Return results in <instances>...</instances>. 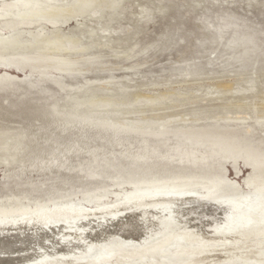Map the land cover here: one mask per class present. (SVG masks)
I'll return each mask as SVG.
<instances>
[{"label":"bare ground","instance_id":"bare-ground-1","mask_svg":"<svg viewBox=\"0 0 264 264\" xmlns=\"http://www.w3.org/2000/svg\"><path fill=\"white\" fill-rule=\"evenodd\" d=\"M126 1L128 10V7L132 6V0H0V64L26 61L32 71L44 73L47 78L45 81L37 78L28 79L27 73L17 75L16 72L3 69L0 71V93L35 91L39 94L46 81L68 88L67 96L65 94L67 108L61 110L58 102H53L46 106V115L51 116L54 123H59L62 131L72 128L76 131L77 128L74 126H81L85 127L84 129L90 127L112 138L123 135L142 137L141 143H145L142 146L143 153L135 156L140 160L148 158L153 160L151 154L158 153V146L149 150L147 137L167 141L170 139L169 135L175 136L178 140L183 136V143L179 141L175 148L173 146L174 149L171 147L173 154L157 155L160 161L163 158L167 162H178L182 172L178 169L177 173L169 176L154 175L149 179L132 182L128 181L130 178H126L128 180H124L133 185L131 192L90 190L87 192V198L101 200L116 195L119 199V203L115 205H108V201H104L101 204L97 203L92 209L77 205L43 207L40 205L42 202L28 205L21 197L9 196L4 204H0V251L10 255L19 252L20 245L36 243L47 231L54 233L55 230L66 229L67 223L70 222L76 225H71L73 228L67 230L75 233L69 235L70 232L64 230V234L67 235L65 238L60 234V241L57 244L64 246L62 252L53 248V252L44 253L39 257H55L57 259L54 264H70V260L73 262L76 258L82 257L90 252L91 248L116 241L114 247L107 248L108 252L98 254L100 257L96 256L94 260L99 264H102L100 262L103 260H105L103 264H141L137 260L148 254L151 257L148 264H264V228L254 229L255 225H260L258 222L260 223L264 217V137H257L256 134L259 131L264 135V109L242 102L192 109L189 112L183 111L182 115L179 113L155 115V112L162 110L156 109L163 106L160 105L163 100H168L167 95L145 99L137 94L131 97L128 88V92L124 87L113 89L115 81H91L79 87L73 84L76 87L74 88L60 77L62 73L76 76L82 72L89 73L93 68H101L100 65L103 63L101 59L104 56L102 57L98 50L112 49L110 37L112 34L116 36L115 25L119 23L118 19L125 9ZM71 20L77 21L76 24L65 30L64 26ZM89 21L94 26L90 25ZM230 25L229 23L224 25L218 30L219 34L229 30ZM99 32L106 36H101ZM233 35L228 47L233 51L240 47L245 54L243 58L248 57L247 55L254 50L251 51L249 47L252 46L251 39L244 35L239 37L236 30ZM135 46L122 52L123 55L120 52L119 56L129 57L128 54L136 50ZM243 64L245 65L244 61ZM56 73L59 78L49 76ZM234 84L240 85L238 82ZM244 86L246 87L241 89L211 84L204 90L199 86L200 89L183 91V103L174 102L164 110L181 106L184 108L192 104L195 101L192 97L197 93H203L205 97L214 95L213 93L220 95L221 88H225L223 93L254 95L257 81L246 80ZM142 99L147 102L145 107H139L143 104H139ZM66 100L64 99V102ZM147 112L154 115L145 116ZM130 116L138 117L133 119ZM250 120H254L252 122L255 123H250ZM179 122L183 123V127L175 126ZM83 128L80 133L83 132ZM28 132L29 129L24 127L11 128L0 125V165L4 164L7 167L5 171L7 180L19 177L16 172L25 167L24 157L27 150L30 151L33 136L29 135L31 136L29 138ZM81 138L83 139V136ZM157 140L155 141L158 142ZM72 144L67 146L68 148L65 146L68 154L75 150L76 145ZM63 149L62 154L61 150L49 152L52 158H47L50 159L47 163H58L59 154L63 156L65 151ZM40 150L28 153L32 168L45 162L40 156ZM138 159L136 161L140 162ZM227 163L236 166L237 174L242 172L240 165L248 167L249 175L244 177L248 190L243 189L240 181L224 174ZM122 183L118 182V187L123 186ZM59 218L67 221L62 220L63 223L55 224ZM93 222H97L96 227H92ZM172 225H181L182 228L169 235L168 230ZM207 228L209 236L204 233ZM176 239V244L172 245ZM150 244L151 246H148ZM139 246L143 249H138ZM36 257L37 254L34 258ZM64 260L67 261L63 262ZM0 261L3 264H10L11 259L5 256L0 257ZM31 261L20 264H28Z\"/></svg>","mask_w":264,"mask_h":264},{"label":"rangeland","instance_id":"rangeland-1","mask_svg":"<svg viewBox=\"0 0 264 264\" xmlns=\"http://www.w3.org/2000/svg\"><path fill=\"white\" fill-rule=\"evenodd\" d=\"M199 1L202 2L200 3ZM125 3V9L122 11L121 16L118 19L119 23L115 25V29L117 30V33H115L116 36L112 34L110 37L112 41V49L107 48V50L103 49V51L98 50L100 54L102 53V57L104 56L101 59L103 62L100 65L101 68H93L89 73L82 72L76 76H68L65 73H62V76L60 77L67 84L76 88V85L79 87L85 84V82H96L98 80L100 82L115 81V85H113L112 88L117 89V87H124L126 90L128 88L129 92L128 90L127 92L131 97L135 94L143 97V99L158 95H167L169 101L166 99L163 100L164 102L162 101V104H160L163 106H159L156 109H162L163 112L162 110H159L158 112H155V115H162L163 113H179L182 115L183 111L189 112L192 109L213 108L220 107L227 103L240 104L242 102L253 106L256 105V107L261 110L264 109V0H132L133 7L131 6L132 9L128 7V10L126 9L128 2L126 1ZM74 21L75 20H71L65 25L68 28L64 26V29L68 30L72 28L77 22ZM79 22H81V20H79ZM89 22L90 25L93 24L91 21ZM228 23L229 25L231 24L230 29H224L226 33L222 32V35L219 34L218 30ZM233 24L235 26H233ZM218 27L220 28L218 29ZM234 29L239 37H243L244 35L251 39L252 46L249 47H251V51L254 50L247 55L248 57L243 58L245 54H243L242 48L239 49L240 47H238L233 51L228 47L230 46V41L234 37ZM99 33L101 36H106L105 34L103 35L102 32ZM106 34L107 36L109 35L108 33ZM223 34L225 35L223 36ZM131 46L137 48L128 54L129 57H127V55L123 58L122 56H119L120 52L122 54V52ZM106 52H109L110 55H107L109 53ZM117 53L118 55H116ZM111 54H114L115 56ZM116 56H119L122 59L119 57H117L119 58L117 59ZM243 61L245 65L243 64ZM102 68L104 70H102ZM129 68L132 69L130 70ZM133 68H135V70ZM3 69L12 73L16 72L17 75H24V73H27L26 78L28 79L37 78L44 81L47 79L44 73L32 71L26 61H22L21 63L6 62L3 65L0 64V71ZM49 76L59 78L57 73L53 75L50 74ZM251 79L257 81L256 92L254 95H238L228 92L223 93L225 88H221L220 95L219 93H213L214 95L210 94L211 96L208 95L205 97L203 93H197L192 97L193 100H195L192 104L190 103L184 108L181 106L175 109L164 110L167 108L166 106H170L174 102L183 103V91H192L200 88L201 90H204L211 84L222 87L234 86L242 89L246 87L244 86V81ZM236 82L240 83L241 86H236L234 84ZM60 87L61 86H58L55 83L46 81L43 83L42 92L39 94L35 91H22L16 94L0 93V125L3 124L11 128L24 127L29 129L28 137L30 138L33 135L31 137L32 143H30L29 150L35 151L36 149L40 150L41 148L40 156L47 164L46 165L44 162L43 164H40L41 166H37L38 168L36 165L32 168L28 157L30 151L27 150L26 157H24L25 167L23 166L25 170L22 167L21 170L16 172L19 177L8 178L9 180L5 178L7 167L4 164H1V205L7 201L6 198L12 195L21 197L22 201L28 205L42 202L40 205L43 207L55 205H69L70 207H73L74 205H77L92 209L96 207L97 203L101 204L104 201H108V205H115L119 203V199L116 195H111L109 199L104 197L101 200H95L93 198H87V192H90V190H108L113 193L114 191L131 192L133 190V185L130 182L132 181L149 179L154 175L156 177L169 176L173 173H177L176 171L178 169H182V167L180 168L178 165V162H167L163 158L160 161V158H158L159 160L157 159V155L163 153L173 154V149L176 147L175 144H178L179 141V143H183V136L178 140L175 136L172 137V135H169L170 139L167 141H158L157 139L153 140V138L147 137L150 145H148V143L146 144L149 146V150H153V148L158 146V153L151 154V156L153 155L154 157L153 160L152 158H148V160H140L137 157L135 158V156H140L143 153L142 146L145 145V143H141L143 141L142 137L123 135V137L112 138V136L108 134L105 135L99 131L98 133L97 130L90 127H87L86 130L84 129L85 127L83 128L81 126H74L77 128H75L76 131H74V128L62 131L60 128L61 126H58L59 123H54V119L51 118V116L48 117V114L46 115V106L53 102H58L57 105L61 110L67 108L66 96L68 88ZM131 89H134V91H131ZM173 92L174 94H172ZM169 98H172V100L170 101ZM64 99L66 100L65 102ZM141 101L139 104H143L139 107H145V104L147 103L146 100ZM192 105H194V107ZM148 113L149 112H147L145 116L152 114ZM131 117L135 119L138 116H130V118ZM180 119L181 117L179 120ZM252 121L254 120H250V123L254 124L255 122ZM175 126L183 127V123L179 122ZM255 127L257 126L255 125ZM82 128L84 130L80 133ZM37 130L39 132H37ZM69 130L72 131L70 132ZM34 133L39 134L34 135ZM83 133L88 134H85L84 136ZM256 134H258L257 137H264L263 133L259 131L256 132ZM82 136L83 139L81 138ZM105 136H107L108 139H106L107 137ZM137 138L140 139L138 140ZM70 142L71 144L76 143L72 145H76V148L74 147V149L79 153L76 154L75 150H73L71 154L66 152L68 148L67 146L71 145H69ZM163 142L165 145H163ZM52 144L54 145V148ZM59 148L61 154L62 149L64 148L63 151L66 149L63 152V156L61 154H59L60 156L58 155L60 157L58 158L60 163H47V161L52 158L50 153H52L54 149L59 152ZM66 154L68 155L65 156ZM66 157L69 159V162ZM137 159L140 162H137ZM26 161H29V163L27 162L29 165ZM235 167V165L232 166L230 163H227L224 174L228 175L231 179L240 181L242 187H244L243 189L248 190L244 180V177L249 175V172L247 171L248 167L240 165L239 167L242 171L240 174H237ZM126 178H130L131 180ZM118 182H123V186L118 187ZM59 219L60 220H56L54 223H63L62 220L67 221V219ZM96 223L97 222H93V226H91L96 227ZM67 224L68 226L66 229L64 228L59 231L55 230L54 233L47 231V233L36 243H24L22 244L23 246L18 244V246L20 245V250H23L22 252H14L10 255V253H2V251H0V257H10L12 262H10V264H20L29 260L32 261L28 264H54L57 258L39 256L44 253L53 252V248L62 252L61 250L64 249V246L62 244H57L60 241L59 239L61 235L65 238L67 235L64 234V230L72 229L73 226L71 225H76L71 224L70 222ZM258 224L260 225H255L254 229L260 227L264 228V217L261 219L260 223L258 222ZM192 226L193 225H189V227ZM179 228H182V226L172 225L168 230V233L170 231L169 235L180 230ZM110 229H112V226H110ZM208 230L209 228L205 229L204 233L209 236ZM67 232H70L68 233L69 235L75 233L72 232V230H67ZM176 241L177 239L172 242V245L176 244ZM115 243L117 242L111 241L108 245L101 244L93 247L89 250L90 252L85 253L82 257L76 258L73 262L70 260V264H99L94 258L96 256L99 258L100 255L98 256V254H102V252H108L107 248L114 247ZM44 246L47 248L45 249ZM148 246H151V244ZM134 247L136 248V246ZM138 249L142 250L143 248L142 246H139ZM2 254H4V256ZM36 254L37 259L34 258ZM32 256H34V260ZM150 258L151 257L147 254L140 257L137 262L148 264L150 263ZM66 261L64 260L63 262ZM104 261L105 260L100 263L103 264ZM0 264L3 263L0 261Z\"/></svg>","mask_w":264,"mask_h":264}]
</instances>
